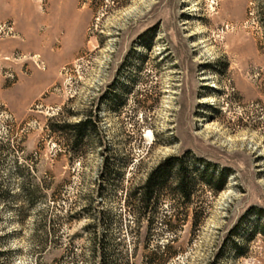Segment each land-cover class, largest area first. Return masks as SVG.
I'll list each match as a JSON object with an SVG mask.
<instances>
[{
    "label": "rangeland",
    "instance_id": "374dc122",
    "mask_svg": "<svg viewBox=\"0 0 264 264\" xmlns=\"http://www.w3.org/2000/svg\"><path fill=\"white\" fill-rule=\"evenodd\" d=\"M33 1L51 61L43 18L0 0V262L264 264V0ZM86 117L70 153L49 125ZM170 157L196 194L152 224L127 194Z\"/></svg>",
    "mask_w": 264,
    "mask_h": 264
},
{
    "label": "trees",
    "instance_id": "16d2710c",
    "mask_svg": "<svg viewBox=\"0 0 264 264\" xmlns=\"http://www.w3.org/2000/svg\"><path fill=\"white\" fill-rule=\"evenodd\" d=\"M94 128L95 127L89 117H86L79 123L57 122L50 123L49 125L51 133L62 138L69 152L73 154L82 153ZM210 166L212 165L206 163L207 168ZM206 175L207 172H205V176ZM227 178V173L219 174L218 180L220 181V187L216 189L217 192L223 190ZM195 182L196 177L187 165L185 159L170 157L149 174L142 187L134 189L127 194L126 202L129 207L136 208L134 214L139 217H149V222L154 224L152 218L155 217L157 213L156 211H158L160 207H162L163 204H166L169 200L175 199L177 201H183L188 207L192 204V200L196 194ZM206 184L210 187L212 186V181L208 180ZM41 187L27 192V198L30 205L32 199H34L37 193L41 191ZM48 188V186L43 187L44 190H48ZM52 197L56 198L55 194H53ZM165 225L169 235H177V232H179V230H177L179 225H177L176 222L165 221ZM1 254L2 252L0 255ZM172 256L173 255H171V257ZM0 264L2 263L0 262Z\"/></svg>",
    "mask_w": 264,
    "mask_h": 264
},
{
    "label": "crops",
    "instance_id": "0c3cea01",
    "mask_svg": "<svg viewBox=\"0 0 264 264\" xmlns=\"http://www.w3.org/2000/svg\"><path fill=\"white\" fill-rule=\"evenodd\" d=\"M29 0H25V3H24V9L26 11L29 10V18H33L32 20H34V22H37L39 20V18L41 19V17L43 18L42 21L40 22V26H46V32L44 33L45 36L43 37V39H40V37H37L36 39L38 40L39 42V53L45 58L47 59V61H51L52 59V54L50 53V48L53 47L56 43H55V36H56V32H54V26H56V22H57V17L55 15H52L50 17V15H43L41 13H39V11L37 10V5L35 4V2L33 0H31L34 5V8H31L29 5H28V2ZM61 17H64L61 15ZM26 19V23H27V31H24V33L28 32L29 34L31 33V30H30V27H29V24H28V21H27V18L25 17ZM71 19L69 17H66V21L64 23V25L66 26V24H68V22H70ZM40 29V28H39ZM38 29V30H39ZM23 33V34H24ZM37 34V33H36ZM38 36H41V33L39 32ZM30 38V37H29ZM31 41H35L33 40V37H32V40L29 41V44L32 45L33 42ZM31 42V43H30Z\"/></svg>",
    "mask_w": 264,
    "mask_h": 264
}]
</instances>
